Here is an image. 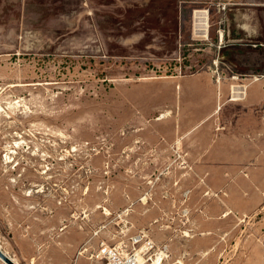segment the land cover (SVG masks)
Listing matches in <instances>:
<instances>
[{
    "label": "rangeland",
    "instance_id": "rangeland-1",
    "mask_svg": "<svg viewBox=\"0 0 264 264\" xmlns=\"http://www.w3.org/2000/svg\"><path fill=\"white\" fill-rule=\"evenodd\" d=\"M186 75L264 79V0H0V228L10 211L94 258L146 235L145 264H264V204L228 209L221 163L157 150L139 85Z\"/></svg>",
    "mask_w": 264,
    "mask_h": 264
},
{
    "label": "crops",
    "instance_id": "crops-1",
    "mask_svg": "<svg viewBox=\"0 0 264 264\" xmlns=\"http://www.w3.org/2000/svg\"><path fill=\"white\" fill-rule=\"evenodd\" d=\"M160 86L164 90L156 89ZM139 88L148 92L149 110L153 108L164 115L157 118L164 123L156 130L160 141L157 150L171 143L185 150L182 159L221 163V185L209 183V189L219 193L228 209L249 214L264 204V79L235 83L232 79L186 75L144 82ZM230 104L243 109L232 122L220 113ZM218 105L222 107L216 111ZM244 116L252 120L242 119ZM238 132L244 134L240 136ZM254 163L258 165H250ZM13 219V212H3L0 235L5 250L18 264H100L92 251L83 252L81 246L71 249L60 231L54 236L50 228L30 232L27 227L15 226Z\"/></svg>",
    "mask_w": 264,
    "mask_h": 264
},
{
    "label": "built area",
    "instance_id": "built-area-1",
    "mask_svg": "<svg viewBox=\"0 0 264 264\" xmlns=\"http://www.w3.org/2000/svg\"><path fill=\"white\" fill-rule=\"evenodd\" d=\"M146 235L137 237L133 242L134 246H143L139 250L120 249L111 245H103L99 253L95 255V259L101 264H145L147 261L145 256L154 248L150 241L146 240Z\"/></svg>",
    "mask_w": 264,
    "mask_h": 264
},
{
    "label": "water",
    "instance_id": "water-1",
    "mask_svg": "<svg viewBox=\"0 0 264 264\" xmlns=\"http://www.w3.org/2000/svg\"><path fill=\"white\" fill-rule=\"evenodd\" d=\"M0 259L6 263V264H18L14 258L9 256L4 250H2V247L0 245Z\"/></svg>",
    "mask_w": 264,
    "mask_h": 264
},
{
    "label": "bare ground",
    "instance_id": "bare-ground-1",
    "mask_svg": "<svg viewBox=\"0 0 264 264\" xmlns=\"http://www.w3.org/2000/svg\"><path fill=\"white\" fill-rule=\"evenodd\" d=\"M207 14H208V13H207ZM197 15H198V14H197V12H196V16H197ZM206 17H207V16H206ZM205 20H206V19H205ZM194 22H195V21H194ZM206 22H208V21H206ZM206 22H205V23H206ZM197 23H198V22H197ZM206 24H207V23H206ZM199 25H200V23H199ZM205 26H207V25H205ZM209 26H210V25H209ZM221 107H222V106L219 107V110L221 109ZM217 111H218V110H217ZM161 117H162V116H161ZM159 260H160V259L157 260V263L159 262ZM5 264H6V263H5Z\"/></svg>",
    "mask_w": 264,
    "mask_h": 264
}]
</instances>
